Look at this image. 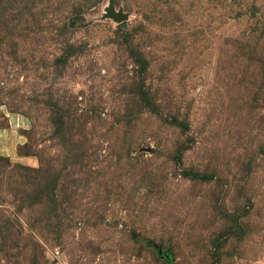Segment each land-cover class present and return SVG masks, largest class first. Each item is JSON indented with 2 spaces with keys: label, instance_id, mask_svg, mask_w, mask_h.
Masks as SVG:
<instances>
[{
  "label": "rangeland",
  "instance_id": "1",
  "mask_svg": "<svg viewBox=\"0 0 264 264\" xmlns=\"http://www.w3.org/2000/svg\"><path fill=\"white\" fill-rule=\"evenodd\" d=\"M0 264H264V0H0Z\"/></svg>",
  "mask_w": 264,
  "mask_h": 264
},
{
  "label": "water",
  "instance_id": "2",
  "mask_svg": "<svg viewBox=\"0 0 264 264\" xmlns=\"http://www.w3.org/2000/svg\"><path fill=\"white\" fill-rule=\"evenodd\" d=\"M107 17L108 18H111L114 21L119 22V23L124 22V21H126L128 19V16L126 14L121 13V12L120 13H117L115 11V8H114V6L112 4V1H111V6L108 9V15H107Z\"/></svg>",
  "mask_w": 264,
  "mask_h": 264
}]
</instances>
